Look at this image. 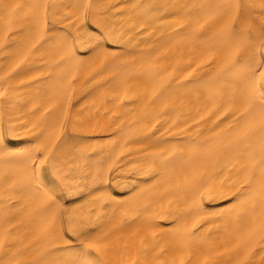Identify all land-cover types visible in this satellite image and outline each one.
<instances>
[{"label":"bare ground","instance_id":"6f19581e","mask_svg":"<svg viewBox=\"0 0 264 264\" xmlns=\"http://www.w3.org/2000/svg\"><path fill=\"white\" fill-rule=\"evenodd\" d=\"M42 2L0 0L11 5L7 11L0 7V44L7 48L35 40L28 76L20 77L24 84L14 79L25 70L24 65L12 70L16 49L5 52L0 48V90L11 94V99L0 100V231L7 226L12 243L18 246L9 258L19 264H36L50 251L58 257L71 255L64 250L79 247L80 237L94 230L84 226L82 217L90 216L93 225L100 217L108 227L134 225L132 231L151 225L146 260L152 264L151 248L159 244L168 251L176 237L175 210L165 201L163 210L150 206L139 223L131 215L125 217V208L142 205L141 197L157 186L150 164H143L142 175L137 174L141 169L130 165L150 161L165 149L195 152L200 144L228 131L222 122L231 111L217 121L223 131L217 129L215 134L214 124L201 127L192 124L191 117L203 111L197 97L202 101L208 96L224 101L234 97V108L240 109L237 115L243 112L240 90L246 65L253 53L264 54V0H91L87 12L80 7L83 0H50L46 12L40 9L39 19H34L35 10L28 6ZM165 3L187 7H138ZM226 17L232 19V31L220 23ZM197 21L202 27L193 32ZM17 33L23 35L17 37ZM200 35L205 38L195 40ZM33 75L35 80L29 78ZM161 93L175 102L169 115L163 114L157 100ZM65 96L68 123L64 135L77 137L78 142L70 144L69 152L56 162L55 173L51 164L45 166L40 176L43 184L38 186L31 179L34 164L30 158L41 155L37 151V144L43 142L39 113L52 99L63 101ZM156 115H161V122L153 129ZM185 120L188 126L176 127ZM124 143L130 148L120 157L123 164L109 170L105 162ZM129 151L130 158L125 159ZM245 162L246 158L237 160L231 171L243 170ZM245 187L225 182L222 199L203 201L208 213L203 237L223 236L224 224L238 203L236 196ZM232 188L237 190L229 191ZM45 229L55 232L50 240H43ZM156 255L164 253L157 248ZM184 259L185 264H199L194 254ZM256 264H261L259 257Z\"/></svg>","mask_w":264,"mask_h":264},{"label":"snow or ice","instance_id":"6c2138e0","mask_svg":"<svg viewBox=\"0 0 264 264\" xmlns=\"http://www.w3.org/2000/svg\"><path fill=\"white\" fill-rule=\"evenodd\" d=\"M49 2L50 0H43L42 3L28 6L35 10L34 19H39L40 9L46 12ZM0 7L7 11L11 5L0 4ZM80 7L87 12L92 7L91 0H83ZM138 7L183 9L187 5L165 3L162 5L141 4ZM218 7L231 8L233 5ZM205 22L207 23V20ZM220 23H223L226 30L232 31L231 17L221 19ZM199 27L202 25H199L197 21V26H193V32L198 31ZM8 31H11V27ZM22 35L23 33H17V37ZM205 35L196 36L195 40H203ZM4 42L7 43V37H4ZM34 46V38L7 48L0 44V48H4L5 52L10 51L11 48L16 49L13 71L22 65L25 66V70L14 78L19 79L21 84H24L25 80L20 77L28 76L30 71L27 65L29 57L34 55L32 51ZM183 71H188V68ZM29 78L35 80L37 77L33 75ZM240 95L245 101L244 110L240 116L237 115L240 109L234 108L233 105L234 97L230 101H224L222 98L217 100L213 96H208L202 101L200 97H197L196 103L203 104V111L198 110L196 116L191 117V122L201 127L214 124L215 127L212 128L214 134L217 129L223 131L221 123L217 121H220L222 116H227L229 111L232 112L228 120L222 122L228 125V131L224 132L223 136L200 144L195 152L180 148L165 149L154 154L150 161H133L130 165L141 169L137 171V174L142 175L144 174L143 164H150L155 171L153 180H157V186L153 192H146L141 197L142 205L125 208L124 216L131 215L139 223L146 216L150 206L158 205L163 210L165 201L173 205L175 210L176 237L170 242L168 251L160 248L159 244L151 248L154 255L152 264H185L184 256L193 254L197 257L199 264H256L257 257L260 258L261 264H264V54L257 57L253 53L250 58L246 65V80ZM6 97L11 99V94L7 90H0V100ZM157 100L161 104L163 114L169 115L175 102L166 98L163 93L157 97ZM67 103L66 96L63 101L52 99L50 104L45 105L39 113L42 117L43 142L37 144V151L41 155L30 158L34 164L31 168V179L38 186L43 184L40 176L45 166L51 164L52 172L55 173L56 162L69 152L70 144L75 145L78 142L77 137L67 138L64 135L68 123L65 111ZM160 122L161 115H156L151 127L154 129ZM120 124L121 120L118 119L114 126L118 127ZM186 126H188L187 120L184 125H176L177 128ZM163 128L164 132L168 131L167 125ZM154 138L155 136L150 137V139ZM117 148L119 152L114 149L110 162H105L109 170L118 163L123 164L120 157L129 150L130 146L124 143L117 145ZM130 155L129 151V156L125 159L130 158ZM241 158H246V162L242 165L243 170L237 168L233 173L231 169L236 168V161ZM225 182L247 185V187L236 196L238 203L229 213L230 219L224 224L223 236L217 234L216 238L203 237L201 234L208 227L205 223L208 213L203 207V201L213 198L222 199ZM236 190L232 188L229 191ZM218 193L221 195L218 196ZM153 196H157L158 199H153ZM48 199H51L50 195ZM142 206L144 211L140 210ZM82 219L85 221V227H92L94 230L85 232L80 237L82 243L79 247L64 250L71 252V255L58 257L57 252L50 251L41 260L36 261V264H148L146 257L149 255L150 242L147 239V229L151 225L144 224L141 226L143 230L137 228L136 231H132L134 225L131 224H125L123 227H108L100 222V217L96 225H93L90 216L82 217ZM10 223V220L6 221V225ZM54 234V230H43V240H50ZM12 240V234L6 226L3 231H0V253H3L0 264H19L18 260L9 258L13 249L18 247L12 243ZM47 246L51 247V244ZM157 248L164 253V256L156 255ZM165 257L168 258L165 259Z\"/></svg>","mask_w":264,"mask_h":264}]
</instances>
